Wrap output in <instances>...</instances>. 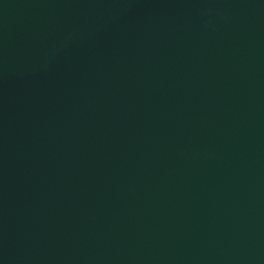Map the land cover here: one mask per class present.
Segmentation results:
<instances>
[{
  "label": "water",
  "instance_id": "1",
  "mask_svg": "<svg viewBox=\"0 0 264 264\" xmlns=\"http://www.w3.org/2000/svg\"><path fill=\"white\" fill-rule=\"evenodd\" d=\"M0 264H264V0H0Z\"/></svg>",
  "mask_w": 264,
  "mask_h": 264
}]
</instances>
